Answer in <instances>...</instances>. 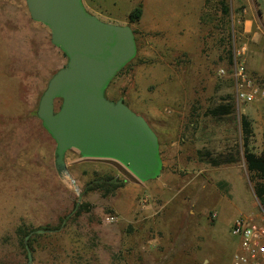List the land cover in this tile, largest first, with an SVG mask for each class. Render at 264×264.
Masks as SVG:
<instances>
[{"label": "rangeland", "instance_id": "374dc122", "mask_svg": "<svg viewBox=\"0 0 264 264\" xmlns=\"http://www.w3.org/2000/svg\"><path fill=\"white\" fill-rule=\"evenodd\" d=\"M139 3L147 4L144 16L131 24L128 16ZM84 4L101 21L137 31V56L107 97L125 100L147 120L159 137L163 170L141 183L117 162L83 159L76 151L67 152L66 170L57 169L56 142L37 110L67 58L50 30L32 20L26 0H0V264H233V221L260 207L241 148V122H251L253 150L264 155V95L238 102L232 67L246 48L249 75L264 90V0H197L199 12L196 0ZM250 17L253 32L244 34ZM229 98L232 114L214 117L212 110ZM207 151L214 157L232 152L238 161L215 167L202 159ZM96 172L127 184L107 197L82 196ZM77 202L88 203L89 211L74 217ZM68 216L58 233L41 229H54ZM19 226L45 234L33 236L35 251L19 246Z\"/></svg>", "mask_w": 264, "mask_h": 264}, {"label": "water", "instance_id": "95a60500", "mask_svg": "<svg viewBox=\"0 0 264 264\" xmlns=\"http://www.w3.org/2000/svg\"><path fill=\"white\" fill-rule=\"evenodd\" d=\"M26 3L32 20L50 30L52 44L67 58L37 110L56 142L57 169L66 170L67 152L76 151L83 159L117 162L141 183L157 179L163 170L158 135L123 99L106 95L118 73L137 56L132 26L101 21L83 0Z\"/></svg>", "mask_w": 264, "mask_h": 264}, {"label": "trees", "instance_id": "16d2710c", "mask_svg": "<svg viewBox=\"0 0 264 264\" xmlns=\"http://www.w3.org/2000/svg\"><path fill=\"white\" fill-rule=\"evenodd\" d=\"M222 6L224 13L228 16L229 15L228 7H226L224 3H222ZM143 13H144L143 4L139 3L137 7H135L130 12L128 16L129 22L131 24H138L142 20ZM134 33L135 35H137L136 30H134ZM232 62H233V54L231 57V63ZM131 63H129L120 73H118L116 77H118L128 66H130ZM227 101L229 102H227L226 104H222L217 108H215L214 110H212L211 113L214 117L221 118L232 114L235 107L234 103L232 102L231 98H229ZM241 128H242L241 148L243 150L244 158L246 160V165L250 173V179L253 184L254 193L260 205L264 209V155H258L253 150V128L251 122L246 117H242ZM201 155L203 160L207 161L208 163H210L212 166L215 167L235 164L238 161L237 156L232 152H229L228 155H220L219 157L212 156L211 153L208 151L206 152V154H204V152H201ZM126 184H127V180L122 179L117 175H113L110 173L100 175L98 172H96L95 177L85 185L84 191L82 192V196H85L90 192L97 191V192H101L104 196L107 197L109 195L115 194L119 189L125 187ZM88 211H89L88 203L77 202L74 206L72 213L74 217H79L80 215ZM68 219L69 216L66 217L65 219H62L61 224L54 229H50L49 227L41 228V229H43L45 232L58 233L67 226ZM14 234L19 242V246L24 251L31 248L32 251H35L33 247V242L35 241L33 236L35 235L36 237H41L45 235V234H40L38 231L30 230L25 226H19Z\"/></svg>", "mask_w": 264, "mask_h": 264}, {"label": "built area", "instance_id": "2783aa9c", "mask_svg": "<svg viewBox=\"0 0 264 264\" xmlns=\"http://www.w3.org/2000/svg\"><path fill=\"white\" fill-rule=\"evenodd\" d=\"M246 48L238 51L234 57L232 78L235 83L238 102L253 103L264 90L249 75L244 61ZM220 74H225L220 70ZM217 218V214H214ZM109 222H114L115 217L109 216ZM233 237L238 240V251L234 255L233 264H264V209H259L238 216L231 226Z\"/></svg>", "mask_w": 264, "mask_h": 264}, {"label": "crops", "instance_id": "0c3cea01", "mask_svg": "<svg viewBox=\"0 0 264 264\" xmlns=\"http://www.w3.org/2000/svg\"><path fill=\"white\" fill-rule=\"evenodd\" d=\"M85 1V0H84ZM202 2V1H201ZM144 7H143V10L146 9V6L147 4L144 3ZM203 3H202V7H203ZM169 14H172V16L176 19V17L173 15V13L175 12H172V10L170 8H168V10H166ZM195 11L199 12L198 10V5H197V0H196V6H195ZM191 12V10H190ZM143 16H144V13H143ZM168 18H170L169 16H167ZM167 17H166V22H167ZM143 18V17H142ZM197 22H199V17L197 16ZM243 32L244 34H251L253 32V27H254V19L252 17L246 19L244 21V26H243ZM257 36V33H254V38Z\"/></svg>", "mask_w": 264, "mask_h": 264}]
</instances>
